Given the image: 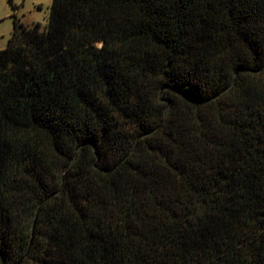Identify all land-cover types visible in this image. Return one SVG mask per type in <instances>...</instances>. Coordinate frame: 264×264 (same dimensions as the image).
<instances>
[{"label": "trees", "instance_id": "obj_1", "mask_svg": "<svg viewBox=\"0 0 264 264\" xmlns=\"http://www.w3.org/2000/svg\"><path fill=\"white\" fill-rule=\"evenodd\" d=\"M0 264H264V0H52L0 48Z\"/></svg>", "mask_w": 264, "mask_h": 264}, {"label": "rangeland", "instance_id": "obj_2", "mask_svg": "<svg viewBox=\"0 0 264 264\" xmlns=\"http://www.w3.org/2000/svg\"><path fill=\"white\" fill-rule=\"evenodd\" d=\"M52 0H0V48L7 45L14 30V22L27 26L47 24Z\"/></svg>", "mask_w": 264, "mask_h": 264}]
</instances>
